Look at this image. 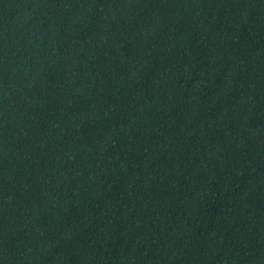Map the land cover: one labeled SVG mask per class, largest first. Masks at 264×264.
Instances as JSON below:
<instances>
[{
    "label": "trees",
    "instance_id": "16d2710c",
    "mask_svg": "<svg viewBox=\"0 0 264 264\" xmlns=\"http://www.w3.org/2000/svg\"><path fill=\"white\" fill-rule=\"evenodd\" d=\"M0 264H264V0H0Z\"/></svg>",
    "mask_w": 264,
    "mask_h": 264
}]
</instances>
